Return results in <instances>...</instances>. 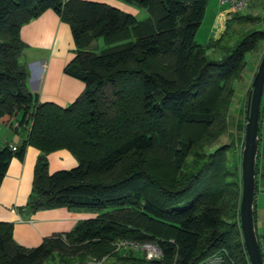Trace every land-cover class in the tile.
<instances>
[{
    "label": "trees",
    "instance_id": "trees-1",
    "mask_svg": "<svg viewBox=\"0 0 264 264\" xmlns=\"http://www.w3.org/2000/svg\"><path fill=\"white\" fill-rule=\"evenodd\" d=\"M123 1L147 16L89 0H0V123L19 112L20 123L30 122L15 150L0 146V184L10 160H23L33 146L39 154L31 191L16 210L94 213L34 247L15 242L13 223L0 221V264H87L109 256L128 264H196L214 254L220 264H249L239 228L240 161L229 164L233 145L215 142L227 131L231 81L264 41V28L226 39L234 22L258 19L236 10L221 35L202 46L195 34L209 0ZM47 9L69 25L75 45L64 72L84 83L66 107L41 101L20 61L21 26ZM98 38L106 47L98 49ZM207 48L223 54L209 58ZM263 101L264 91L259 141ZM58 149L77 165L50 173L48 154ZM258 160L259 149L256 192ZM256 234L263 256L264 234ZM121 241L153 243L162 258L148 260L140 250L136 256Z\"/></svg>",
    "mask_w": 264,
    "mask_h": 264
},
{
    "label": "crops",
    "instance_id": "crops-1",
    "mask_svg": "<svg viewBox=\"0 0 264 264\" xmlns=\"http://www.w3.org/2000/svg\"><path fill=\"white\" fill-rule=\"evenodd\" d=\"M89 1L109 4L123 12L134 15L137 19L145 18L147 13L145 9H137L118 0ZM222 9V14L226 13V17L222 24L221 33L225 28L226 19L233 13L229 5ZM19 35L25 44L20 61L26 65L29 71L27 81L29 89L32 92H37L41 101L52 102L61 107H66L77 99L84 89V83L64 72L65 65L74 57L75 45L69 25L62 21L52 9H47L37 18L22 25ZM64 36H66L68 43L66 48L61 51L60 45ZM29 63L33 68L28 66ZM249 84L245 89V105ZM245 105L243 107V121L241 122L242 131L237 136L238 144L241 147L243 145ZM20 118L21 112L16 118L0 123V146L8 143L16 147L27 137L30 122L20 123ZM260 131L257 184L264 191V101ZM38 154V149L27 146L23 160L13 157L0 184V221L13 223V239L24 247L37 246L45 237L70 231L78 221L94 216V213L69 210L66 207L40 209L32 213L27 210L22 212L16 210L17 207L24 206L27 202L32 186L33 168ZM76 165V158L67 149H58L48 154L50 173L70 169ZM256 216L264 223V211H259L256 208ZM133 252L136 256H143L140 251L135 250ZM109 259H112L110 261L113 264L129 263L127 260L119 259L118 256H109L99 261H91L88 264H101V261H109ZM55 264L58 262L56 261Z\"/></svg>",
    "mask_w": 264,
    "mask_h": 264
},
{
    "label": "rangeland",
    "instance_id": "rangeland-1",
    "mask_svg": "<svg viewBox=\"0 0 264 264\" xmlns=\"http://www.w3.org/2000/svg\"><path fill=\"white\" fill-rule=\"evenodd\" d=\"M124 4H128L123 0H118ZM133 6L134 8H139L138 6L128 4ZM228 4H220L218 0H209L205 9L204 17L197 29L195 34V40L199 45L206 46L207 42L210 38H217L220 35L222 30V24L225 20L226 13L222 14V8H227ZM239 14H250L258 17L257 20H251L246 23L234 22L232 24L227 38H232L234 40L238 39L239 36L248 28L253 29H263L264 28V0H247V4L244 8L238 10ZM147 16V13L145 14ZM65 22V21H64ZM66 23V22H65ZM235 31V32H234ZM68 41L66 36L62 37V43L60 45L61 51L66 48ZM94 44L97 45L98 49H102L106 47V44L102 40V38H98ZM209 58L218 59L222 56L223 51L213 48H207L206 50ZM264 52V41H262L259 45V48L256 51L249 52L245 56V68L242 75L231 81V85L233 86L234 92L231 99V103L229 106L228 112V127L227 131L221 135L217 141L216 145H220L223 143H230L233 146L227 152L228 163L232 164L233 160L241 159V151L239 146V141L237 136L241 134V126L243 121V107L245 105V89L249 81L252 80L254 73L256 71L259 60ZM31 68L32 65L29 63ZM251 82V81H250ZM250 86V84H249ZM249 88V87H248ZM71 104V103H70ZM240 124V125H239ZM256 208L259 211H264V191L258 187L256 192ZM256 229L258 234H264V223L263 221L257 217L256 219ZM109 259V261H101V264H113ZM55 264V261H49L48 264ZM88 264V263H87ZM99 264V263H98Z\"/></svg>",
    "mask_w": 264,
    "mask_h": 264
},
{
    "label": "water",
    "instance_id": "water-1",
    "mask_svg": "<svg viewBox=\"0 0 264 264\" xmlns=\"http://www.w3.org/2000/svg\"><path fill=\"white\" fill-rule=\"evenodd\" d=\"M263 91L264 52L259 60L247 93L243 146L240 159L241 197L239 202V228L249 264H264L254 220L255 166L260 143L259 118Z\"/></svg>",
    "mask_w": 264,
    "mask_h": 264
},
{
    "label": "built area",
    "instance_id": "built-area-1",
    "mask_svg": "<svg viewBox=\"0 0 264 264\" xmlns=\"http://www.w3.org/2000/svg\"><path fill=\"white\" fill-rule=\"evenodd\" d=\"M220 4H228L233 11L242 9L246 6L247 0H218ZM12 150H15L16 147L12 146ZM124 248H131L134 250H140L144 253L145 258L148 260L152 259H161L162 258V251L161 249L153 244V243H133L128 241H121L119 245ZM263 252H264V245H263ZM264 260V255H263ZM222 261V257L218 254L211 255L204 259L201 262L196 264H220Z\"/></svg>",
    "mask_w": 264,
    "mask_h": 264
}]
</instances>
